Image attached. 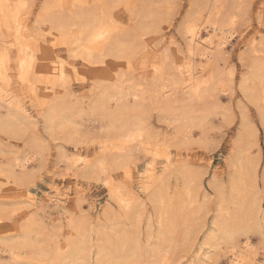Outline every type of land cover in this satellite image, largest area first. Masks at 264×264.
<instances>
[{
    "label": "bare ground",
    "instance_id": "1",
    "mask_svg": "<svg viewBox=\"0 0 264 264\" xmlns=\"http://www.w3.org/2000/svg\"><path fill=\"white\" fill-rule=\"evenodd\" d=\"M192 1L195 6L181 26L185 49L181 51L171 43L159 51L157 35L164 23L162 10L170 5L172 8L174 0H44L36 25H42L45 33L65 45L70 58L79 57L91 69V77L98 73L95 70H106L111 59L129 68L103 75L107 81L90 82L93 88L84 109L71 98L69 91L71 76L79 72L74 59L65 61L54 54L47 63L43 54L29 48V43L26 50L19 47L16 82L33 94L43 84L47 88L46 96L41 99L44 110L37 111L41 119L38 120L27 115L19 100L11 99L7 93L11 84L10 57L3 46L6 37L2 40L3 27L14 34L21 33L20 16L29 1L0 0V131L24 139V156L14 153L0 165V192L7 183L16 186L11 191L12 198L0 199V216L25 214L7 234L0 235L2 262L213 264L214 257L210 254L218 251L226 255L228 264H245L246 258L255 259L251 233L258 235L257 247L264 250V166L258 169L259 153H253L259 147L257 132L242 110L245 106L242 100L238 101L239 129L228 161L227 178H212L207 184L214 193L213 199L195 167L176 158L173 162L160 151L169 143L187 144L192 139L189 135L192 128L202 126L212 114L220 113L223 119L228 118V110L218 97V92H227V79L223 78L220 64L228 41L235 34L243 2ZM67 2H70L69 9L66 8L69 13L63 11ZM116 11L126 12L132 26H120V21H115V15L119 14ZM248 45L254 54H262L243 58L247 69L237 81V87L244 101L255 106L264 125V44L258 49L252 41ZM145 59L151 63L141 67L139 62ZM107 72L111 73L112 69ZM151 110L156 111L158 120L168 128L162 133L161 141L158 131L152 133L147 124ZM85 120L94 124V131L102 133L106 143L103 151L93 153L92 159L75 152L66 153L60 146L59 159L68 168L80 169L84 176L117 169L130 176L141 141L153 156L165 155L162 176L155 175L154 168L153 175L151 171L147 174L146 199L142 204L127 199L112 183L109 197L117 210L109 209L111 216L107 224L99 218L93 223L88 214L82 213V217L67 212L66 226L58 219L53 224L55 236L49 240L41 232L43 225L39 224L37 212L29 211L33 199L27 193L25 201L17 198L28 176L27 166L38 164L43 156L45 144L34 131L41 122V129L53 139L58 138L59 131L67 130L65 140L77 144L84 142L85 134L90 132ZM171 178L175 181L173 188ZM26 247L29 251L25 255Z\"/></svg>",
    "mask_w": 264,
    "mask_h": 264
},
{
    "label": "rangeland",
    "instance_id": "2",
    "mask_svg": "<svg viewBox=\"0 0 264 264\" xmlns=\"http://www.w3.org/2000/svg\"><path fill=\"white\" fill-rule=\"evenodd\" d=\"M28 1L29 6H26V8L23 9L22 15L20 16L21 23L23 25L21 33L18 35L14 34L13 30L9 31L4 27L2 30V40H4L6 37V41H3V46L8 51L10 57L9 72L11 76V84L7 87V93L11 99L16 97L14 99H16V101L19 100L17 101L18 104L23 108L27 115H32L36 119L38 118V120H41L38 113H41L44 110L45 104H43L41 99L46 96L47 88L43 84L41 85L42 87L37 90V92L40 93L36 92V94H33L27 89L26 86H20L16 82V61L17 56L19 55L17 52L19 47H21L23 50H26L27 46L29 45V48L34 49L35 52L39 53L40 55L43 54V57H45L47 63L50 62V59L54 54L58 55L64 60L66 59L72 61L74 58H70L65 45L63 46L59 44L58 40L52 35L45 33L44 27L42 25H36V20L44 0H31L32 2H30V0ZM242 2L243 3H240V8L242 11L239 13V17L234 28L235 34L229 39L225 48L226 52L223 61L220 64V68L223 70V78L227 79L225 81V88L227 89V92H218V97L223 107L228 110V118L223 119L220 113L212 114L209 117V120L206 121V123H204L202 126H196L192 128V132L189 134L190 138L192 139L187 142V144L175 145L169 143V145H167L168 147L164 146L160 149L161 153L164 152L165 155L169 157V159L171 158V161L175 162L176 158L177 161L182 160L187 162L190 166L195 167L198 173L201 174L203 182L206 186L212 178H227L228 161L232 155L233 142L239 129V115L241 110V108L238 106L239 100H242L244 103L245 106L242 107V110L257 132V142L259 147L254 148L253 153L257 151L259 153L258 169L264 166V125L260 122L255 106L244 101L245 99L237 87V81L247 69L243 64V58L255 55L259 56L262 54V52H257V54H254L248 43L251 41L254 42V47L257 49L264 44V0H242ZM69 5L70 2L64 4V12H67L66 8L69 9ZM170 6V9L164 8L162 10V15L164 17L163 22L166 24L163 23L158 29L159 32L157 36L159 38V43L157 48L160 51L164 46L172 43L175 47H178L181 51H183L185 49V43L181 33V26L185 17L195 5H193L192 0H174L172 8ZM165 12L168 13L166 14ZM118 13V15H115V18L117 19L115 21H120L118 22L121 23L120 26L125 25L123 27L127 28L132 26L133 21L131 22L129 20L126 12L122 13V11H120ZM120 13L124 15L122 16ZM165 15L168 17H165ZM41 38H44V40ZM50 47L52 48L49 49ZM74 60L76 62L75 67L79 72L74 74V76H71L72 79L70 82L69 91L72 95L71 98L76 99V101L80 103L79 106L84 109L87 108L86 104L87 100H89L88 96L90 95V92L93 88V84L90 82L107 81L103 78V75L110 76L111 74L117 73L119 71H125V69L127 70L129 68H127L128 65L122 66L121 63L111 59L109 65L105 67L107 71L112 69L111 73L104 69L95 70L98 73L93 74V77H91V69L85 66L79 57L75 58ZM150 63V60L145 59L144 62H139V65L141 67L149 66ZM37 94L42 95V97ZM20 95H23V97ZM37 97H39L40 100ZM66 101L68 100L66 99ZM39 106L42 107L40 108ZM149 113L150 117L147 124L152 130V133L154 131V133L158 131L156 134L161 141L163 136L162 133L168 130V128L166 124L164 125L162 121L158 120L155 110H151ZM84 123L85 126L89 125L90 132L85 134L86 137L84 138V142H79L77 144L70 143L65 140L67 130L59 131L56 134L58 138L53 139L52 136L41 129V122L38 123V128L36 131H34L42 137V141L45 144L43 156L42 159L38 160V164L27 166L26 172L28 176L24 181L21 193L19 197L17 196V198L21 201H25L26 198L24 195L27 193V197L33 199L34 202L29 205V211L35 210L37 212L38 221H40L39 224L41 223L43 225L41 232L46 234V237L49 240H53L55 236L53 224L58 219L61 218L64 226H66L65 217L67 212H72L76 215L80 214L81 216L82 213H84L83 216L88 214L86 216L90 217L93 223H95L99 218L102 223L107 224L108 217L111 216V213H108L109 209H114V211L117 210V206L115 205L114 201H111L109 197V189H111L110 185L112 183L115 187H117L118 191L120 190L125 194L124 196L127 199L132 198L133 200H137L140 204H142L141 201L144 202L146 199L144 182L148 180L147 174L149 175L150 171L152 173V168H154V171H157V174L155 175L159 177L162 176V168L166 162V157H164L165 155H159L156 157L153 156L152 153L149 152L141 143V141L139 142V149L137 152H135V159L133 163L135 166H131L132 171L130 176H127V174L124 173V171L122 172L121 169L102 171L93 176H84L80 169L77 171L68 168V166L65 165L64 160L59 159L60 146L65 150L66 153L75 152L78 156H86L87 159H92L93 153L103 151L102 147L106 143L103 134L94 131L96 130L94 124L90 122L92 124L91 125L90 123H87L86 120ZM84 128L86 129V127ZM168 136L170 137L171 134ZM23 143L24 139H16L0 131V165H4L14 153H18L21 157H23ZM153 164L154 167H151ZM1 179L2 177L0 176V180ZM7 184L9 186L5 185L3 186L4 188L1 187L2 190L0 192V199L9 200V198H12L11 193L13 192L11 191L15 190L16 186L12 183ZM174 184V178H171L170 187L173 188ZM53 185L56 187V189L53 187ZM208 190L210 192V198L213 199V191H211L209 188ZM1 193L4 194L2 195ZM5 194H7V196ZM146 208L150 210L149 206H146ZM57 210L59 212H56ZM118 214L119 213H115L116 216H118ZM210 214L211 213L209 212L208 217ZM24 215V213L10 217L1 215L0 235L2 233L7 234L11 228L16 226L22 220ZM58 215H60V217H58ZM258 240V235L251 233V242L256 249L254 253L255 259L250 260V258H246L244 261L245 264H262L264 261V250L257 247L260 245ZM25 250L26 255L29 251V247H26ZM25 250L22 252H25ZM210 256L214 257V261L212 262L213 264H228V258L225 254L220 255L218 251H216L212 252ZM0 264H5V262L0 260Z\"/></svg>",
    "mask_w": 264,
    "mask_h": 264
}]
</instances>
